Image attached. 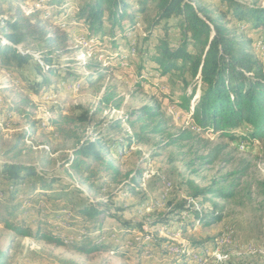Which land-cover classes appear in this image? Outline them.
<instances>
[{
  "label": "rangeland",
  "instance_id": "374dc122",
  "mask_svg": "<svg viewBox=\"0 0 264 264\" xmlns=\"http://www.w3.org/2000/svg\"><path fill=\"white\" fill-rule=\"evenodd\" d=\"M84 1L46 6L42 0H0V29L20 6L44 9L50 29L59 25L69 36V52L54 54L45 82L33 60L19 67L0 63V163L31 164L58 180L56 198L33 193L26 180L13 200L12 185L7 189L0 180V251L7 264H264V138L245 137V126L232 137L197 128L179 106L178 80L160 75L150 59L164 35L159 26L146 37L152 7L136 13L135 27H126L114 44L109 23L104 35H93L77 19ZM197 1L213 16L226 10L221 0ZM243 1L264 6V0ZM226 19L252 40L250 52L264 64L261 30ZM168 32L178 43L179 28L170 25ZM18 48L38 61L46 52L33 39ZM143 106L159 110L160 133L152 132L158 118L127 121ZM185 130L189 140L169 144ZM86 141L96 143L103 159L81 157L83 163L72 167L74 151ZM208 187L227 188L232 196L200 194ZM91 201L103 202V211L89 222L75 209ZM195 211L221 220L201 224ZM6 223L52 231L64 245L17 235ZM74 246L101 249L82 253ZM170 246L192 254H174Z\"/></svg>",
  "mask_w": 264,
  "mask_h": 264
},
{
  "label": "trees",
  "instance_id": "16d2710c",
  "mask_svg": "<svg viewBox=\"0 0 264 264\" xmlns=\"http://www.w3.org/2000/svg\"><path fill=\"white\" fill-rule=\"evenodd\" d=\"M65 1L42 0L46 6H59ZM221 4L226 10L219 16H213L209 8L197 0H85L79 6L76 17L87 25L93 35H104L106 23H109V34L115 44L119 33L125 36L128 29L130 31L135 27L136 13L146 14L152 7L154 15L146 37L153 35L154 29L159 26L164 29V35L159 39L154 48L155 53L150 59L160 75H173L178 80L181 85L179 106L191 114L197 128L232 137L234 130L245 126V137L261 139L264 138V64L250 52L252 40L238 33L237 28L229 27L226 18L235 24L261 30L264 36V6L243 0H221ZM7 9L13 8L9 5ZM4 11L0 4V16L4 15ZM44 12V9L27 12L20 6L13 9L10 19H7L6 25L0 29V63L15 64L19 67L33 60L45 82L49 73L45 71V67L51 72L54 71V54L69 52V36L59 25L50 29L48 23L51 19L45 17ZM170 25H175L180 30L179 42L176 44L171 42L168 34ZM30 39L44 44L46 52L42 60L38 61L29 52L18 48ZM197 92L199 96L195 99ZM161 116L159 110L143 106L129 115L127 121L135 124L158 118L152 132L160 133ZM149 126L147 123L142 127ZM190 134L185 130L172 135L169 144L187 141L191 138ZM74 154L76 157L72 160V167L83 163L79 160L81 157H93L98 161L104 157L101 150L97 149L96 143L90 141L80 145ZM108 165V169H114L110 162ZM115 171L117 172L116 169ZM0 180L2 185L7 183V189L12 185L8 190L12 200L19 191V185L26 180L25 185L33 193L38 191L39 195L46 199L56 198L53 186L58 180L48 178L31 164L14 161L0 163ZM200 194L213 195L215 198L232 196V192L227 188L213 187L201 190ZM197 195L198 193L195 196ZM57 199L60 201L62 197ZM100 206H103V202L91 201L79 206L75 211L77 215L91 222L96 221L102 213ZM183 213L180 210L176 212L177 215ZM195 218L204 225L221 220L218 215L204 216L203 212L198 211H195ZM6 226L20 236L33 237L51 245H64L58 235L40 227L32 232L23 225L6 223ZM74 247L82 253L101 249V246ZM181 250L183 252L179 254L183 257L185 254L189 255V250ZM0 264H7V256L2 251Z\"/></svg>",
  "mask_w": 264,
  "mask_h": 264
},
{
  "label": "bare ground",
  "instance_id": "6f19581e",
  "mask_svg": "<svg viewBox=\"0 0 264 264\" xmlns=\"http://www.w3.org/2000/svg\"><path fill=\"white\" fill-rule=\"evenodd\" d=\"M4 24V23H3ZM171 186V185H170ZM175 246H170V251H174L173 253L174 254H179V253H181V252H183L180 248H178V250H175ZM187 253L189 254V255H191L192 253H191V251H187ZM196 255H194V257H195Z\"/></svg>",
  "mask_w": 264,
  "mask_h": 264
},
{
  "label": "built area",
  "instance_id": "2783aa9c",
  "mask_svg": "<svg viewBox=\"0 0 264 264\" xmlns=\"http://www.w3.org/2000/svg\"><path fill=\"white\" fill-rule=\"evenodd\" d=\"M175 250H178V247H176ZM171 252H174V251H171Z\"/></svg>",
  "mask_w": 264,
  "mask_h": 264
}]
</instances>
